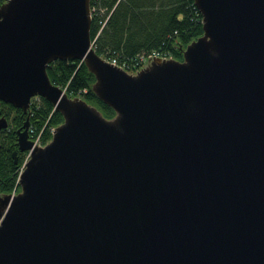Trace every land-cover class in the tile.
I'll return each mask as SVG.
<instances>
[{
  "label": "water",
  "instance_id": "water-1",
  "mask_svg": "<svg viewBox=\"0 0 264 264\" xmlns=\"http://www.w3.org/2000/svg\"><path fill=\"white\" fill-rule=\"evenodd\" d=\"M195 4L184 58L136 72L92 46L91 0L0 5V99L64 115L44 146L30 115L16 129L30 157L0 192V264H264V0ZM69 58L115 116L51 80Z\"/></svg>",
  "mask_w": 264,
  "mask_h": 264
},
{
  "label": "trees",
  "instance_id": "trees-1",
  "mask_svg": "<svg viewBox=\"0 0 264 264\" xmlns=\"http://www.w3.org/2000/svg\"><path fill=\"white\" fill-rule=\"evenodd\" d=\"M91 6L96 8L91 24L93 47L101 56L116 58L119 63L135 64L138 54L153 50L183 59L186 46L204 32L203 16L195 0H91ZM129 69L137 68L132 65ZM47 71L51 80L70 96L83 97L108 118L115 116V109L94 91L96 76L82 59L54 60ZM41 98L42 106L33 103L28 112L0 99V111L9 120L8 128L1 131V193L21 190L19 174L28 152L18 148L16 129L27 116L30 115V126L35 128L34 136L40 135L44 142L52 138V128L64 121L63 113L45 97Z\"/></svg>",
  "mask_w": 264,
  "mask_h": 264
},
{
  "label": "built area",
  "instance_id": "built-area-1",
  "mask_svg": "<svg viewBox=\"0 0 264 264\" xmlns=\"http://www.w3.org/2000/svg\"><path fill=\"white\" fill-rule=\"evenodd\" d=\"M8 0H0V5L1 4H3V3H5V2H7ZM96 8L95 7H92L91 6V14H92V16H93V12H94V10H95ZM161 57V58H165V59H168V58H172L173 57V55L171 54V53H164V52H160V51H158V50H153V51H151V52H148V53H142V54H138L135 58H134V61H135V64H133V63H131V62H127V61H125V62H123V63H119L118 62V60L116 59V58H114V59H109L111 62H113L114 64H117V65H119V66H121V67H123V68H126V69H129V68H131V66L133 65V66H135L137 69L138 68H140V67H142V66H144V65H146V64H148V63H150L153 59H155V57ZM83 91L84 92H86L87 91V88H84L83 89ZM29 130H30V133H31V135H32V137H33V140H34V144H37V145H44L46 142H44L43 140H42V138H41V136L39 135V136H34V132H35V128L33 127V126H30V128H29ZM55 130V128L53 127L52 128V132ZM28 158H29V155H27V159L26 160H28ZM23 166L21 167V170L20 171H22L23 170ZM18 183H20V181L18 180ZM17 183V184H18ZM14 194L15 193H17L16 192V188H15V190H14V192H13Z\"/></svg>",
  "mask_w": 264,
  "mask_h": 264
},
{
  "label": "rangeland",
  "instance_id": "rangeland-1",
  "mask_svg": "<svg viewBox=\"0 0 264 264\" xmlns=\"http://www.w3.org/2000/svg\"><path fill=\"white\" fill-rule=\"evenodd\" d=\"M34 100V101H33ZM31 104L34 103V105H36L37 107H41L42 106V103H43V100L40 96H34L31 100Z\"/></svg>",
  "mask_w": 264,
  "mask_h": 264
},
{
  "label": "bare ground",
  "instance_id": "bare-ground-1",
  "mask_svg": "<svg viewBox=\"0 0 264 264\" xmlns=\"http://www.w3.org/2000/svg\"><path fill=\"white\" fill-rule=\"evenodd\" d=\"M203 16V15H202ZM203 20V19H202ZM107 60H109L108 58H106ZM154 60V59H153ZM149 64V63H148ZM148 64H146V65H144V66H147ZM136 71H138V70H136ZM32 103V102H31ZM54 128H56V127H54ZM20 175V174H19ZM21 184V183H20Z\"/></svg>",
  "mask_w": 264,
  "mask_h": 264
},
{
  "label": "flooded vegetation",
  "instance_id": "flooded-vegetation-1",
  "mask_svg": "<svg viewBox=\"0 0 264 264\" xmlns=\"http://www.w3.org/2000/svg\"><path fill=\"white\" fill-rule=\"evenodd\" d=\"M0 115H3V114H2V112H1V114H0ZM4 115H5V114H4ZM5 116H6V115H5Z\"/></svg>",
  "mask_w": 264,
  "mask_h": 264
}]
</instances>
